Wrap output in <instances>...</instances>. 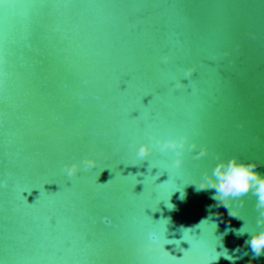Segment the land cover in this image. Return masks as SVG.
I'll return each instance as SVG.
<instances>
[{"label": "water", "instance_id": "1", "mask_svg": "<svg viewBox=\"0 0 264 264\" xmlns=\"http://www.w3.org/2000/svg\"><path fill=\"white\" fill-rule=\"evenodd\" d=\"M232 156L264 165V0H0V264H264L256 197L192 184Z\"/></svg>", "mask_w": 264, "mask_h": 264}, {"label": "clouds", "instance_id": "2", "mask_svg": "<svg viewBox=\"0 0 264 264\" xmlns=\"http://www.w3.org/2000/svg\"><path fill=\"white\" fill-rule=\"evenodd\" d=\"M169 57H163V60L167 62ZM193 68H188L186 76H191ZM177 88L182 87L180 83H177ZM188 137L184 136L179 139L158 140L157 144L160 146L161 151L176 150L177 159L174 160L173 167L179 168L182 163L183 150H193L197 148L195 142L191 145L188 144ZM152 149L147 143L142 144L136 153L140 159H145L149 156ZM208 153L207 146L201 147L196 153V158L204 157ZM95 158L85 157L83 164L87 168H94L97 165ZM261 165L256 161L243 162L238 157L232 156L228 159H220L217 157V163L211 173L205 172L203 178L198 181H194L192 184L197 186L198 191H204L208 189H215V194L211 197L215 200L216 207H224L228 211V216L232 218L240 217V207L245 204V197L253 195L256 197V209L258 211L257 223L258 225H264V174L258 171ZM64 168L67 171L69 177H73L80 169V163H72L71 165L65 164ZM238 202L240 207L233 206V202ZM236 231V230H233ZM244 232L240 230L236 234L242 235ZM245 247H250L253 257L259 258L264 255V228L259 231H255L249 234V239L244 242ZM239 252L240 249L235 250ZM244 252L243 255H247ZM221 256L227 259L231 264H235V260L242 257H235L228 253L225 249L221 253H217L216 260H219ZM252 264V261L249 262Z\"/></svg>", "mask_w": 264, "mask_h": 264}]
</instances>
